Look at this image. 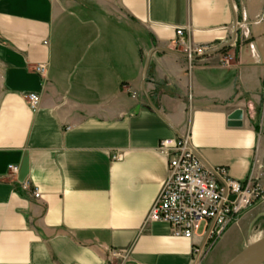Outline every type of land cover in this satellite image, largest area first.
Returning <instances> with one entry per match:
<instances>
[{"label": "crops", "instance_id": "0c3cea01", "mask_svg": "<svg viewBox=\"0 0 264 264\" xmlns=\"http://www.w3.org/2000/svg\"><path fill=\"white\" fill-rule=\"evenodd\" d=\"M0 81V264H195L148 219L163 138L264 190V0H0Z\"/></svg>", "mask_w": 264, "mask_h": 264}, {"label": "built area", "instance_id": "2783aa9c", "mask_svg": "<svg viewBox=\"0 0 264 264\" xmlns=\"http://www.w3.org/2000/svg\"><path fill=\"white\" fill-rule=\"evenodd\" d=\"M182 34V28L177 29V35ZM207 50L208 46H202L196 52ZM43 69L36 68L39 72ZM27 98L35 108L38 94L29 93ZM158 149L167 158V178L148 219L168 222L175 235H198L205 245L214 235L219 237L239 214L261 198L264 200L259 184L252 178L239 181L225 167L208 165L192 144L189 132L161 139ZM10 170L17 172L18 166L10 165ZM25 186L30 187V182H25ZM32 194L38 198L40 191L35 188ZM202 224L204 230L200 233ZM201 246L195 250L198 258L203 253Z\"/></svg>", "mask_w": 264, "mask_h": 264}, {"label": "rangeland", "instance_id": "374dc122", "mask_svg": "<svg viewBox=\"0 0 264 264\" xmlns=\"http://www.w3.org/2000/svg\"><path fill=\"white\" fill-rule=\"evenodd\" d=\"M180 47V45L178 46ZM1 87V81H0ZM257 118L256 123H259V132L263 138V168H264V89L261 92V100L257 106ZM261 188V193L264 196V190ZM264 200L262 198L258 200L259 203H262ZM255 212V211H253ZM257 212V211H256ZM248 212L244 215L239 222L229 223L223 233L216 238H210L211 244H213L212 250L209 252V255L205 257V251H207L211 244H207L204 252L197 259L195 264H225L229 262L233 257L243 250V247L249 244V239L251 238L259 239L264 236V216H259L256 218L248 228V222L251 217ZM254 213H252L253 215ZM204 230V225L199 226V232L201 233ZM251 237V238H250ZM216 238V239H215ZM205 258H204V257ZM261 264H264L261 263Z\"/></svg>", "mask_w": 264, "mask_h": 264}, {"label": "water", "instance_id": "95a60500", "mask_svg": "<svg viewBox=\"0 0 264 264\" xmlns=\"http://www.w3.org/2000/svg\"><path fill=\"white\" fill-rule=\"evenodd\" d=\"M236 35L237 33L235 31L234 36L236 37ZM216 50H219V48H217ZM242 116H243L242 109L238 108L234 110L229 116V122H228L229 125L241 126ZM263 262H264V236L252 243H249L240 253H238L226 264H261Z\"/></svg>", "mask_w": 264, "mask_h": 264}, {"label": "trees", "instance_id": "16d2710c", "mask_svg": "<svg viewBox=\"0 0 264 264\" xmlns=\"http://www.w3.org/2000/svg\"><path fill=\"white\" fill-rule=\"evenodd\" d=\"M255 127H256V129H258V128H259V123H256V122H255ZM241 214H242V213H241ZM239 216H240V214L238 215V217H239ZM238 217H237V218H238ZM237 218H236V219H237ZM236 219H235V220H236ZM235 220H234V221H235ZM207 244H211V241L209 240V241L207 242Z\"/></svg>", "mask_w": 264, "mask_h": 264}, {"label": "bare ground", "instance_id": "6f19581e", "mask_svg": "<svg viewBox=\"0 0 264 264\" xmlns=\"http://www.w3.org/2000/svg\"><path fill=\"white\" fill-rule=\"evenodd\" d=\"M250 238H251V237H250ZM256 240H258V239L251 238V241H250V239H249V243H252V242H254V241H256Z\"/></svg>", "mask_w": 264, "mask_h": 264}]
</instances>
